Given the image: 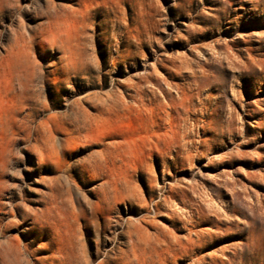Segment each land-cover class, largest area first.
Segmentation results:
<instances>
[{"label": "rangeland", "instance_id": "rangeland-1", "mask_svg": "<svg viewBox=\"0 0 264 264\" xmlns=\"http://www.w3.org/2000/svg\"><path fill=\"white\" fill-rule=\"evenodd\" d=\"M40 32L57 42L42 49L45 66L55 60L61 68L65 61L59 58L65 57L90 72L70 73L67 82L46 86L35 77L39 85L30 84L27 93L39 108L54 101L59 106L54 112L63 113L86 94L109 96L118 107L84 134L76 133L68 150L55 143L39 170L36 157L23 153L7 172L5 203L27 198L35 207L37 193L51 180L66 186L65 172L72 167L91 201L103 182L118 188L111 212L117 232L128 222L132 230L172 231L167 213L174 210L184 219L200 209L210 220L225 223L226 231L195 259L229 264L248 239V264H264V0H0V55L16 33ZM0 74L1 121L17 88L11 93L5 73ZM182 97L184 107L178 106ZM159 116L181 120L184 162L174 163L175 150L160 157L164 144L152 134ZM100 154L101 166L96 164ZM169 188L175 196L165 193ZM178 191H186L191 202L182 204ZM156 202L166 205L158 213ZM113 237L107 233L103 250L112 247ZM12 238L23 244L29 236L23 228L0 233V264H28L27 254L16 258L2 252ZM86 245L95 255L96 244ZM78 253L82 257L79 245Z\"/></svg>", "mask_w": 264, "mask_h": 264}, {"label": "bare ground", "instance_id": "bare-ground-1", "mask_svg": "<svg viewBox=\"0 0 264 264\" xmlns=\"http://www.w3.org/2000/svg\"><path fill=\"white\" fill-rule=\"evenodd\" d=\"M16 8L20 10L19 6ZM48 21L52 23L54 17H48ZM43 41L47 43H42ZM55 46H57L56 40L43 37V32L28 36L25 33H16L12 44L2 47L3 54L0 55V71L5 73L3 75L9 85V91L13 93L14 87L17 88L16 93L11 95L9 105L1 115L0 121V233L5 235L13 228L17 230L23 228L29 236L28 241L23 244L16 238L7 240L2 248L4 255L19 258L27 254L30 258L28 264H179L191 259L190 264H202V260L193 256L197 251L207 250L221 241V231H226L222 229L225 223L210 220L200 209H194L192 214L184 219L172 210L166 214L170 217L172 231L159 229L147 233L143 230H132L131 222H128L123 231L117 232L113 229L114 218L111 212L114 202L118 199L116 194L118 188L108 185L109 182H103L100 185L103 190L100 189L102 191L95 193L96 200L91 201L83 188L77 184L72 174V167L66 169L65 187L55 178L44 188V192L36 191L38 193L37 199H34L35 207L31 208L32 206L27 204L29 202L27 198L23 203L15 201L10 204L5 203L4 195L9 191L7 172L19 157H23V153L27 152L36 157L39 165L37 170H39L45 156L52 152L55 143L68 150L75 141L76 133L80 136L83 131L99 122L105 114L114 112L118 107L109 96L89 97L86 94L79 101L67 105L63 113L54 112L59 109L54 101L43 103L39 108L36 97L34 100V97H30L27 93L28 86L33 83L35 77L46 86L67 82L70 73L79 75L90 72L88 67L77 68L72 64L71 59L65 57L59 58L60 61H65L61 68L55 60L45 66L47 61L42 49L44 47L53 49ZM183 100L178 106L184 107L185 99ZM82 103L95 110L96 115L82 108ZM71 114H73L72 119H70ZM163 117H157L152 123V126L157 128L152 133L154 138L164 144L163 149H158V153L162 159H166V156L175 150L176 155L172 157L174 163L184 162L185 156L181 155V150L185 146L183 142L185 131H181L184 126L180 119L174 121V118L169 120ZM18 143L23 148L17 147ZM100 156L96 164L101 166L104 157L101 154ZM23 162L26 164L25 161ZM83 168V171L87 170L85 166ZM87 172L89 173V170ZM181 192H179L180 202L182 204L191 202L187 199V192L185 191V195ZM165 193L169 196L176 195L172 188L167 189ZM164 205L156 202L154 211L160 212L161 208H165ZM139 221L142 223L141 220ZM180 224L182 226H179ZM204 224L210 226L209 230L195 231ZM108 232L114 236L112 247L103 250V239L107 237ZM175 232H185V234L177 235ZM120 239L125 241L119 243ZM91 242L96 244L95 255L90 254L86 245ZM247 242L243 243L240 252L232 254L229 264H248L245 251L250 250V245ZM78 245L82 249V257L78 253ZM119 245H123L124 248ZM103 247L107 246L103 245ZM99 258L101 259L97 261ZM237 258H239L238 262Z\"/></svg>", "mask_w": 264, "mask_h": 264}]
</instances>
